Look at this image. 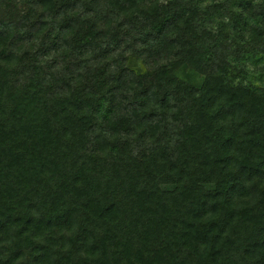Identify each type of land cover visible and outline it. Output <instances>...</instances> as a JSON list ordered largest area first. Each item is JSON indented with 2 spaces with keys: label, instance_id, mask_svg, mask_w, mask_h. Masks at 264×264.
<instances>
[{
  "label": "trees",
  "instance_id": "1",
  "mask_svg": "<svg viewBox=\"0 0 264 264\" xmlns=\"http://www.w3.org/2000/svg\"><path fill=\"white\" fill-rule=\"evenodd\" d=\"M0 264H264V0H0Z\"/></svg>",
  "mask_w": 264,
  "mask_h": 264
},
{
  "label": "rangeland",
  "instance_id": "2",
  "mask_svg": "<svg viewBox=\"0 0 264 264\" xmlns=\"http://www.w3.org/2000/svg\"><path fill=\"white\" fill-rule=\"evenodd\" d=\"M250 66H252V65H250ZM192 76H193V74L190 73V74H189V77H192ZM197 80H198V77L195 76V81H197Z\"/></svg>",
  "mask_w": 264,
  "mask_h": 264
}]
</instances>
